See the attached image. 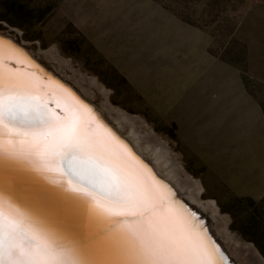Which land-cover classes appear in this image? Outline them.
I'll return each instance as SVG.
<instances>
[{
    "label": "rangeland",
    "instance_id": "1",
    "mask_svg": "<svg viewBox=\"0 0 264 264\" xmlns=\"http://www.w3.org/2000/svg\"><path fill=\"white\" fill-rule=\"evenodd\" d=\"M146 1L0 0V31L160 151L239 264H264V0H149L192 28Z\"/></svg>",
    "mask_w": 264,
    "mask_h": 264
},
{
    "label": "snow or ice",
    "instance_id": "2",
    "mask_svg": "<svg viewBox=\"0 0 264 264\" xmlns=\"http://www.w3.org/2000/svg\"><path fill=\"white\" fill-rule=\"evenodd\" d=\"M29 64L0 42V264H234L87 105H69L57 137L42 134V88L21 70ZM66 160L90 162L68 169L87 187L61 178Z\"/></svg>",
    "mask_w": 264,
    "mask_h": 264
},
{
    "label": "water",
    "instance_id": "3",
    "mask_svg": "<svg viewBox=\"0 0 264 264\" xmlns=\"http://www.w3.org/2000/svg\"><path fill=\"white\" fill-rule=\"evenodd\" d=\"M0 42L4 43L6 48L8 46V43L11 42L13 45H15L16 48L21 50L22 58H27L31 61V64L27 65L29 66L27 69L24 67L21 70L31 72L34 71L36 75L39 76L42 80H50L57 86V88H63L73 97L76 102L78 101L87 105V107L92 110L98 120L102 123L104 128L111 132L112 135L121 144H123L132 155L138 158L143 166L147 168L153 176H155L156 180L160 184L167 186L168 190L173 193L172 198L181 206L186 208L187 211L193 213L196 216V218L202 223L203 227L207 230L208 235L222 249L226 256L230 257L231 261H234V264H239L237 262V259L233 255H231L230 251L228 250L229 248H227L224 242L218 237L214 229L211 227V219L207 215V213L202 210L200 206L188 200L184 196L183 192L178 189L176 184H174L168 178L164 177V175L156 169L150 157L135 147L132 140L124 133V131H122L115 122H113L106 116L104 109L100 105L96 104L94 101L83 95V93L76 86H74L70 81L61 76L54 69L47 66L24 43L20 42L14 36L0 31ZM46 105L47 107L51 108L52 102L49 101V103H47Z\"/></svg>",
    "mask_w": 264,
    "mask_h": 264
},
{
    "label": "bare ground",
    "instance_id": "4",
    "mask_svg": "<svg viewBox=\"0 0 264 264\" xmlns=\"http://www.w3.org/2000/svg\"><path fill=\"white\" fill-rule=\"evenodd\" d=\"M28 67L29 66H26L25 68L27 69ZM22 71L28 72V73L34 72V71L31 72V71H26V70H22ZM37 82L41 86L42 91L38 99L36 100V103H38L40 106V113L44 120V124L41 126L40 131L42 134H47L55 138L59 135V131H58V125L60 123L59 118L65 115L69 111V105L70 104L74 105L76 101L73 99L71 95H65V93H68V92L65 91L63 88L61 89L57 88V86L50 80H42L39 76H37ZM49 101L52 102L51 108L47 107L46 105L47 103H49ZM115 123L116 125H118L120 129H122V126L119 125L117 121ZM21 127H23V125H21ZM126 135L132 140V142L134 143L137 149L144 152L146 155L150 157L156 169L160 171L164 175V177L168 178L170 181L176 184L178 189H180L183 192L184 196L188 200L192 202L196 201L197 203L198 200L196 198V194L192 192L190 189H185L184 187L180 185L179 179L175 177V175L171 172L172 168H169V164L167 163L166 158L161 154L160 151H158L156 148L153 149L148 146L146 147H148V150L150 151V153H148V151L146 150H143L142 148L140 149V143L136 137V134L133 132V130H131V128H129V126H128V132ZM70 165L73 169L77 170L78 172H83V171H86L90 167V162L80 161V160H74V161L66 160L60 163V167L66 173L61 178L71 179L74 185H77L80 187H87L86 182L81 181L78 175H73L71 172H68ZM93 179L97 185V189H96L97 199L102 203L109 202L108 197L106 195V191H105V186L108 182V178L103 174L97 173L93 176ZM198 203H199L198 205L200 206V208L204 211H206L207 208L210 207L206 204L202 205V203L200 202ZM230 253L232 255L231 251Z\"/></svg>",
    "mask_w": 264,
    "mask_h": 264
},
{
    "label": "crops",
    "instance_id": "5",
    "mask_svg": "<svg viewBox=\"0 0 264 264\" xmlns=\"http://www.w3.org/2000/svg\"><path fill=\"white\" fill-rule=\"evenodd\" d=\"M147 3H149L151 6H153L154 8H156V10L157 11H160L163 15H167V17L172 21V22H176V23H178L179 25H184V26H186V27H188V28H192V27H190L189 25H186V24H183L182 22H180L176 17H174L169 11H167V10H165V9H163V8H161V7H159L158 5H156L155 3H153L152 1H149V0H147L146 1ZM263 10H264V8H262V13H263V15H264V12H263ZM194 29V28H193ZM194 30H196V29H194ZM247 97H249V100H250V103L248 104V106H249V108H253V102H252V99L250 98V96H248L246 93H244ZM247 106V107H248ZM254 111V110H253ZM256 114V119H258L257 120V125L259 126V128H260V134L262 135L263 133H264V125H263V123L261 122V118H260V116H258L257 115V113H256V111H255V113H254V115Z\"/></svg>",
    "mask_w": 264,
    "mask_h": 264
},
{
    "label": "trees",
    "instance_id": "6",
    "mask_svg": "<svg viewBox=\"0 0 264 264\" xmlns=\"http://www.w3.org/2000/svg\"><path fill=\"white\" fill-rule=\"evenodd\" d=\"M160 1V0H159ZM161 2V1H160ZM166 8H168V9H171V7L170 6H167V5H165V4H163ZM172 11L174 10V9H171ZM174 13H176V15L179 17L180 16V18L182 19V20H184V21H186V22H188V23H190L187 19H185L181 14H179V13H177V12H175V10H174Z\"/></svg>",
    "mask_w": 264,
    "mask_h": 264
}]
</instances>
